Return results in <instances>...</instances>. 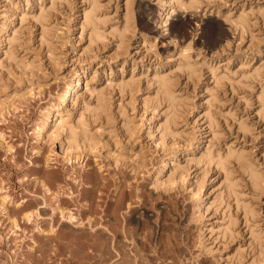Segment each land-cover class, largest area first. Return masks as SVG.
I'll return each mask as SVG.
<instances>
[{
  "label": "rangeland",
  "instance_id": "1",
  "mask_svg": "<svg viewBox=\"0 0 264 264\" xmlns=\"http://www.w3.org/2000/svg\"><path fill=\"white\" fill-rule=\"evenodd\" d=\"M0 186V264H81L106 214L140 240L122 264H264V0H0ZM43 201L85 228L22 219Z\"/></svg>",
  "mask_w": 264,
  "mask_h": 264
},
{
  "label": "bare ground",
  "instance_id": "2",
  "mask_svg": "<svg viewBox=\"0 0 264 264\" xmlns=\"http://www.w3.org/2000/svg\"><path fill=\"white\" fill-rule=\"evenodd\" d=\"M93 6V5H92ZM94 7V6H93ZM93 7H91L90 9L92 10H89V11H91V13L94 15L95 13H93L94 12V8ZM143 8H141V10H142ZM89 11H87V12H83V14H82V16H83V19L85 20V21H90L91 20V16H92V14L89 12ZM140 11V10H139ZM142 12H143V10H142ZM125 14H127V13H125ZM130 14L128 13L127 14V16L126 17H128ZM131 16V15H130ZM240 20V19H239ZM91 21H93V17H92V20ZM129 22V20H126V22ZM94 22H92V24H93ZM221 30H223L222 29V27H219ZM192 70H190V72H191ZM77 76V75H76ZM170 80H168L167 78H165V77H159L158 78V88L159 89H161L162 91H163V95L165 96V97H167V99L166 100H168V102H169V104H170V106L172 105L171 103L174 101V103H175V98H174V95H172L171 96V92H170V87L172 86V85H170L171 84V82H169ZM78 84V79H74L73 80V82H71L70 84H68L67 85V87H66V89L62 92V99H65L70 93H71V91H72V89H74V87L76 86ZM172 89V88H171ZM173 94V93H172ZM173 98V99H172ZM173 107V106H172ZM172 115V116H171ZM170 115V118H172L173 117V114H171ZM169 118V117H168ZM169 118V119H170ZM168 120V119H167ZM169 121V120H168ZM82 122V121H81ZM81 122H79V124H77L78 125V130H76V129H74L71 125H69L68 126V128H69V133H70V135H71V138L75 141V143H77L76 142V139L77 138H80L81 140H82V143H84V144H86L87 142H88V135H87V129L84 127V126H82L83 124L81 123ZM167 122V121H166ZM45 123H46V115H44L43 117H42V119L40 120V124H38V126L36 127V130H35V138L36 139H38L39 137H40V135H42L43 134V136H46V137H48V136H51L52 135V133L53 134H55L56 132H57V130L61 127V120H60V117H59V115H57V114H55L54 115V117H53V119H51V124H50V126H49V128H48V130L46 131V132H43V130H44V127H45ZM168 123V122H167ZM167 123L164 125V126H168L167 125ZM82 124V125H81ZM68 142V141H67ZM89 143V142H88ZM10 148V146H8L7 147V149H9ZM238 156V160L240 159L239 157V154L237 155ZM67 160H69V158H67ZM221 162V161H220ZM251 171V170H250ZM249 175L251 176L250 178H251V181H255L256 180V174H254V172L253 171H251V172H249ZM253 179V180H252ZM256 182V181H255ZM254 183V182H253ZM0 188H1V186H0ZM43 188L47 191L48 190V187L47 186H45L44 184H43ZM9 199V197L6 195V194H4V195H1L0 196V205H1V208H2V210H3V212L4 213H6L7 212V209H6V201ZM20 203L18 202V203H16V205L18 206ZM47 203H45V201H43V204H38L37 206H36V208H34V209H31V210H28V211H25V212H23L22 213V219L23 220H25V221H31L33 218H34V216H40L41 217V211H40V208L42 209L45 205H46ZM51 204V203H50ZM49 204V205H50ZM84 204H86V203H83V205ZM48 205V204H47ZM48 205V206H49ZM110 207H111V204L109 205ZM108 206V207H109ZM109 207V208H110ZM86 208V207H85ZM85 208H83V209H85ZM114 207H111V211H112V213H114L113 212V209ZM111 211H109L108 210V212H111ZM107 212V213H108ZM56 213H59L58 214V216H59V222H60V226H65V227H63V228H65V229H63V230H65V234H64V236L65 235H67L68 234V236H69V233L70 232H68L67 230H66V227L67 228H69L70 230L72 229V230H74V232L76 231H81V230H78V229H82V228H85V225H87V227H86V229L87 228H90V229H88V232L87 231H85V232H87L86 234L87 235H89V234H91L92 236L93 235H95L92 239H91V241L92 240H94L93 242H91L92 244H94L95 246H97L96 244H98V249H99V251H100V254H98L99 255V257L101 256V261H102V264H122L123 262H125L127 259H128V250H130V248H129V245H128V240H135V246H136V241L137 242H139L140 240H138L137 239V237L136 236H134V231L132 230V229H136L135 228V226H134V228L132 227V226H126L127 225V223H128V221L126 222V220H129V218L127 219L126 218V220H125V223H126V225L124 224V226H122L123 225V223L121 224V219H123V217L122 218H120V217H115V215L113 216L112 214H106L107 215V217H105V219H103V220H105L106 222L104 223V222H102V220H100L99 222L98 221H93L92 219H91V217L89 218H87V222L85 223V225H84V222H82V218H81V220H80V217L78 218L77 217V215L73 212V211H71L70 209H66V208H63V207H60L59 206V204L58 203H56L55 205H50V213H49V217H48V219L49 220H53V216H54V214H56ZM119 215V214H118ZM121 215V214H120ZM126 215V214H125ZM123 216H124V214H123ZM130 216V215H129ZM132 216V215H131ZM134 216V215H133ZM118 218H120L119 220H118ZM132 218V217H131ZM131 218H130V221H131ZM13 219V218H12ZM86 220V219H85ZM12 221V225H14V226H16V221H15V219H13V220H11ZM119 221H120V223H119ZM129 221V222H130ZM93 222H96V223H98L97 224V226L96 227H94L93 225H95V224H93ZM133 222H134V224L136 223L135 221H134V219H133ZM130 224L132 225L133 223H131L130 222ZM133 224V225H134ZM135 225H137V224H135ZM140 225V224H139ZM142 225H143V222H142ZM85 229V230H86ZM69 230V231H70ZM13 231V230H12ZM36 231H37V234H39V235H45V234H53L54 232H55V228L51 225L47 230H43V229H41V228H39V227H37V229H36ZM67 231V232H66ZM63 232V231H62ZM72 232V231H71ZM83 232V231H82ZM81 232V234L82 235H84L83 233ZM64 233V232H63ZM62 233V234H63ZM73 234H76V236L78 237L80 234L78 233V235H77V233H73ZM72 235V234H71ZM82 235H80V236H82ZM60 236H62L61 235V233H60ZM59 236V237H60ZM64 236H62V237H64ZM85 236V235H84ZM66 237V236H65ZM71 237V236H70ZM72 237H73V235H72ZM71 237V238H72ZM75 237V236H74ZM83 237V236H82ZM70 238V239H71ZM84 238V237H83ZM87 237H85L84 239L85 240H80V238H79V240L77 241V242H80V244L78 245H76L75 246V250L76 251H79V252H81V253H78V252H76V254L78 253V255L77 256H80V262H81V264L82 263H86V264H89V261H92V260H89V259H91V258H89L88 256V254H89V252L88 251H91V249H88V251H87V249H86V247H90V245L89 244H91L90 243V239L89 238H87ZM72 239H74V238H72ZM78 239V238H77ZM61 240V239H60ZM59 240V241H60ZM56 242H58V239L57 240H55ZM62 241V240H61ZM60 241V242H61ZM82 241V242H81ZM34 242H35V240H34ZM60 242H58L57 244H60ZM65 242H68L67 240L65 241ZM76 242V243H77ZM63 244H65L64 242H62ZM61 243V246L63 245ZM69 243V242H68ZM68 243H66V245L68 244ZM75 243V244H76ZM32 244H33V242H32ZM56 244V243H55ZM92 244H91V246H92ZM139 244H140V242H139ZM35 245V244H34ZM34 245H31V246H29L30 248L29 249H31V250H33L34 252H35V249H33L35 246ZM52 244H50V245H48V246H51ZM70 245V244H69ZM87 245H89V246H87ZM34 246V247H33ZM47 246V247H48ZM52 246H54V245H52ZM60 245H58V247H59ZM141 246V245H140ZM56 247H57V245H56ZM55 247V248H56ZM73 247L74 246H72V248H71V246H70V248H71V250L73 249ZM84 247H85V249H84ZM48 248H50V247H48ZM62 248L64 249V247L62 246ZM65 248H68L67 246L65 247ZM137 248V247H136ZM139 248H142V246L141 247H139ZM53 249V248H52ZM51 249V250H52ZM97 249V250H98ZM56 250V249H55ZM85 250V251H84ZM133 250H136L134 247H133ZM139 250V249H138ZM137 250V251H138ZM54 251V250H53ZM72 251H74V250H72ZM87 251V252H86ZM141 250H139V253H137V252H134L135 253V255H136V253H137V256H138V254H139V256H140V252ZM142 251H144L143 249H142ZM56 252H58L57 250L53 253L54 254V256H55V253ZM143 253H145V252H142L141 254H143ZM80 254V255H79ZM128 254V255H127ZM145 254H147V253H145ZM145 254H143V255H145ZM33 256H34V254H32ZM44 256H45V254H43ZM51 256H53L52 255V252H51V254H50ZM142 255V256H143ZM149 255V254H148ZM43 256V257H44ZM146 256V255H145ZM31 257V256H30ZM125 257H127L126 259H125ZM134 257V256H133ZM34 258V260H35V257H33ZM42 258V256L40 255L39 256V259H41ZM45 258V257H44ZM43 258V259H44ZM130 258V257H129ZM139 258H141V256L139 257ZM144 258V257H143ZM142 258V259H143ZM149 258V257H148ZM32 259V258H31ZM30 259V260H31ZM146 259V258H145ZM33 260V261H34ZM37 261H38V258L36 259ZM35 260V261H36ZM125 260V261H124ZM129 260V259H128ZM141 260V259H140ZM139 259H138V261H140ZM94 261V260H93ZM92 261V262H93ZM130 261H131V259H130ZM134 261H135V258H133V263H134ZM40 262V261H39ZM129 262V261H128ZM141 262V264H144V263H142L143 262V260H141L140 261ZM91 263V262H90ZM43 264V263H42ZM45 264V263H44ZM124 264H128L127 262L126 263H124ZM131 264V263H130Z\"/></svg>",
  "mask_w": 264,
  "mask_h": 264
}]
</instances>
